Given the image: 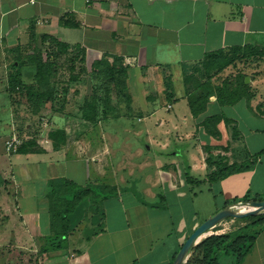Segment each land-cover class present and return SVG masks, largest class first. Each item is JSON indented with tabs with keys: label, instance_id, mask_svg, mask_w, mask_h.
<instances>
[{
	"label": "crops",
	"instance_id": "0c3cea01",
	"mask_svg": "<svg viewBox=\"0 0 264 264\" xmlns=\"http://www.w3.org/2000/svg\"><path fill=\"white\" fill-rule=\"evenodd\" d=\"M32 28L36 34L79 44L89 66L102 55L109 61L113 56L122 57L128 68L131 101H122L117 108H146L149 114H155L162 105L169 110L179 99L186 101L183 70L190 72L207 53L234 47L264 48V0H0V259L5 264H18L38 255L37 264H172L175 252L200 223L193 205L189 207L184 199L192 203L191 195L196 196V190L190 187L195 182H188L186 174L201 183L194 170L208 171L203 141H195V148L201 152L192 162L186 155L176 159L173 152L171 158L158 164L154 178L146 179V198L136 188L115 186L116 193L103 201L102 220L98 223L85 218L60 242L50 230L46 188L49 178L66 175L59 158L53 156L59 153L85 162L90 156L97 165L95 175H102L97 156L100 150L98 145H91L88 154H82V147L91 139L85 134L82 139L69 134L75 124L72 120L66 122L68 127L52 125L66 132L60 148L53 149L48 135V141L41 142L36 138L39 130L32 126L36 115L28 114L23 97L14 102L9 96L8 63L12 57L7 53L17 46L24 52ZM27 68H22L23 72ZM254 77L250 100L242 98L221 107L224 113L233 110L228 116L237 124L239 137L228 140L231 144L227 150L217 142L210 144L218 147L213 149L214 154L227 153L229 163L247 155H257V159H250L246 169L210 183L208 188L217 202L205 218L230 205L225 206L227 200L241 201L245 194L264 199V89L258 88ZM166 81L171 83L175 101L165 98ZM137 94L143 96L141 104H135ZM209 100L213 104L215 95ZM84 122L86 126L91 124ZM164 122L158 119L159 125ZM222 124L218 123L219 130ZM13 134L20 143L34 135L42 150L8 152L5 140ZM97 137L103 139L100 131ZM22 154L45 157L35 158L29 168L20 159ZM156 185L165 193L153 191ZM237 263L264 264V224Z\"/></svg>",
	"mask_w": 264,
	"mask_h": 264
},
{
	"label": "trees",
	"instance_id": "16d2710c",
	"mask_svg": "<svg viewBox=\"0 0 264 264\" xmlns=\"http://www.w3.org/2000/svg\"><path fill=\"white\" fill-rule=\"evenodd\" d=\"M64 24L69 23L65 22ZM28 36L29 41L38 39L40 46L34 45L33 51L28 54L19 51V46L16 47L17 53L8 63L7 92L14 102H18L23 97L28 104V114L38 115L45 101L64 100L68 89L66 81L68 83L79 81L82 75L80 72H86L84 67H80L77 73H74L77 61L84 62L85 56L84 50L79 44L70 45L46 33L36 34L33 28L30 29ZM42 50L45 51V56H43ZM62 56L65 57L64 60L68 62L67 66L70 69L67 80L61 79L59 73L60 62L58 63V59H61ZM247 58L253 61L264 58V49L234 47L228 51L209 52L190 72L183 70L185 98L189 111L196 125L204 131L206 139L209 136L219 138L221 132L218 123L220 122H223L224 126L234 122L232 127L229 125L231 140L239 137L234 119L227 116L221 107L232 105L242 98L250 100L254 96L253 85L250 81H245L247 74L240 69H234L232 73L223 76L220 81L216 80L220 76L219 74L228 67H236L239 60ZM24 63H27L28 68H26L30 73L23 72L22 65ZM86 73L91 83L90 92L85 94L80 107L81 117L84 120L96 125L100 117H105L108 113L115 111L119 102L130 103L131 96L127 90L128 68L123 63L122 57L113 56L109 61L105 55H102L90 63ZM24 75L28 76L24 77ZM59 82L66 84L60 90L56 88V84ZM166 88L169 91L166 89L165 98L175 101L177 98L173 97L169 81H166ZM211 95H215L213 104L209 100ZM47 135L52 141L53 149L60 148L66 139L63 127L51 128ZM230 144L231 142L227 141L220 148L227 150ZM218 147L209 143L203 145L208 171L201 181L212 183L220 180L231 173L246 169L250 159L251 161L257 159V155H247L241 161L234 160L229 163L225 154L213 153V149ZM41 150L35 136L31 135L23 140L15 151L26 153ZM186 179L190 183H200L199 179L190 178L187 174ZM46 189L50 202V230L58 236L60 242L65 240L67 235L85 218L93 219L99 223L104 213L103 201L116 193L115 187L92 181L79 185L63 176L49 178ZM261 199L256 196L249 198V195L245 194L240 200L249 202ZM238 200L236 198L227 200L225 206ZM235 219L243 220L244 223L229 231L211 233L202 237L197 243L191 245L184 264H219L220 256L229 253L235 257L236 262H239L264 224V212L247 214ZM37 261L38 255H35L29 256L26 262L19 260L18 264H37Z\"/></svg>",
	"mask_w": 264,
	"mask_h": 264
},
{
	"label": "rangeland",
	"instance_id": "374dc122",
	"mask_svg": "<svg viewBox=\"0 0 264 264\" xmlns=\"http://www.w3.org/2000/svg\"><path fill=\"white\" fill-rule=\"evenodd\" d=\"M26 44L24 54L32 52L34 45L37 47L40 46L38 39H36V41L27 40ZM2 53L3 50L0 49V57H2ZM16 53L17 48L13 47L10 52L8 51L7 55L11 58ZM42 54L45 56V51H43ZM58 63L60 64L59 72L61 79L67 80L69 75L68 70H70L67 66L68 62L62 57L58 59ZM26 67L27 63H24L22 68ZM80 67H84L87 72V70H89V61H85V59L82 63L77 61L74 67V73H77ZM234 69L243 70L247 76H249V81H251V77L255 76V80H257L255 84L258 88L264 89V58L255 61L250 58L239 60L236 67H228V69L219 74L220 76L217 77L216 81H220L223 76L232 73ZM86 72H80L82 75L79 81L70 83L66 81L67 85L65 82L56 84L58 90L65 85L68 87L64 100L53 102L45 101L39 111L40 113L36 115L34 120L32 119L34 121L32 122L33 128L39 130L37 134L40 133V135H36V138L40 137L41 142L48 141L47 133L53 128L52 125L60 124V126L68 127L66 122L72 120L75 124L73 128L70 127L72 130L69 131V134L79 139H82L83 134H85L88 139H91L88 146L82 145L83 155H85L91 145L93 147L99 146L98 149L100 152H97V156H99V166L101 167L102 175H95V168L97 165L93 159L90 160V156H86L87 162L68 158L59 153H55L53 156L54 158L58 157L60 160V166L63 167L61 171H64L66 175V177H63L76 184L84 185L92 181L113 188L115 186H126L132 189L136 188V192L139 193L140 196L146 198V191L143 190L145 189V184H147L151 176L154 178V174H156L155 167L168 158H171L174 155L173 152L176 153V159L180 158L181 155H186L192 162L196 158L195 155L201 152L200 148H195V141L199 143V141L202 140V146L205 143L210 144L211 141L214 143L217 142L216 145L220 146L231 139V127L234 122L229 124L231 127L229 125L224 126V124L220 126L221 134L219 138L210 137L211 140L210 138L206 139L204 137V131L196 125L195 120L192 119L190 114L187 102L182 98L174 102L173 108L169 110L165 108V105H162L155 114H149L145 107H143L145 109L141 111H137V109L125 111L118 107L105 117H100L97 121L100 127L92 124L86 126V123H83V121L86 120L81 117L80 108L83 102V96H85L84 94L90 92L91 82ZM22 101H24V98ZM135 102V104H141L143 102V96L137 94V96H135ZM171 102L173 103V101ZM27 106L28 104L26 103V107ZM232 111L233 110H226L225 114L228 116ZM159 118L165 120L163 125H159ZM236 127L239 132L237 124ZM99 131L102 133L103 137L100 141L97 139ZM94 134H97V136ZM86 154H88V152ZM25 156H29V158H25ZM37 157H45V155H20V159L24 161L29 168L33 167L32 162ZM194 171L196 177L201 179H204L206 176L205 173H207L202 170ZM139 179L140 182L138 181ZM209 186H211V184L204 180L201 181V183L190 185L193 192L196 190V196H193V194L191 195L192 203L188 199H184V202L189 205V207L190 204L193 205L192 210L195 213L197 222L203 221L206 215L215 209L217 199L214 200L213 192L208 188ZM200 188L201 192L199 191ZM153 191L161 194L165 193L160 185H156ZM149 192L150 191H148V193ZM156 198V200H160L159 196H156ZM218 201H220V198H218ZM192 210L189 209L188 212ZM243 223V220L227 217L217 223L218 225L216 227L210 228L206 235L229 231ZM204 236L205 235L202 237ZM2 243H4V241H2ZM1 247L2 246H0V249ZM3 261L4 260L0 259V264H5ZM6 264H8V262H6ZM219 264L238 263L235 261V257L229 253L220 256Z\"/></svg>",
	"mask_w": 264,
	"mask_h": 264
},
{
	"label": "water",
	"instance_id": "95a60500",
	"mask_svg": "<svg viewBox=\"0 0 264 264\" xmlns=\"http://www.w3.org/2000/svg\"><path fill=\"white\" fill-rule=\"evenodd\" d=\"M245 81H249V77L245 76ZM236 204V203H235ZM234 203L221 208L212 215L205 218L200 222L186 237L184 242L181 244L180 248L176 252L172 264H184L187 259L188 251L191 245L197 243L203 235H206L208 230L215 226L217 223L222 221L227 217H242L247 214H257L264 212V199L253 200L250 202H242L241 204H247V208L235 207Z\"/></svg>",
	"mask_w": 264,
	"mask_h": 264
},
{
	"label": "built area",
	"instance_id": "2783aa9c",
	"mask_svg": "<svg viewBox=\"0 0 264 264\" xmlns=\"http://www.w3.org/2000/svg\"><path fill=\"white\" fill-rule=\"evenodd\" d=\"M34 0H31L33 2ZM20 143V139L16 135H11L5 140V148L8 152L15 151ZM236 203V204H235ZM234 206L238 208H247V204H241V201L235 202Z\"/></svg>",
	"mask_w": 264,
	"mask_h": 264
}]
</instances>
